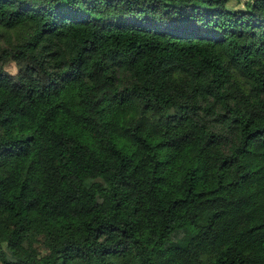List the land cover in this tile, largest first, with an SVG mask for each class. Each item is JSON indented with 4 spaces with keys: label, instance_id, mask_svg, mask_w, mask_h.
Returning a JSON list of instances; mask_svg holds the SVG:
<instances>
[{
    "label": "trees",
    "instance_id": "1",
    "mask_svg": "<svg viewBox=\"0 0 264 264\" xmlns=\"http://www.w3.org/2000/svg\"><path fill=\"white\" fill-rule=\"evenodd\" d=\"M241 2L0 0L25 29L0 264H264V0Z\"/></svg>",
    "mask_w": 264,
    "mask_h": 264
},
{
    "label": "rangeland",
    "instance_id": "2",
    "mask_svg": "<svg viewBox=\"0 0 264 264\" xmlns=\"http://www.w3.org/2000/svg\"><path fill=\"white\" fill-rule=\"evenodd\" d=\"M245 1H250V0H242L240 7H242V3H244ZM24 33H25V29L10 30L0 27V48L7 46L9 41L11 42L17 41V39L22 37ZM6 70L11 74H15L18 71V68L14 62H10L7 64ZM39 249L41 250L42 254H46L48 252L47 249L41 246Z\"/></svg>",
    "mask_w": 264,
    "mask_h": 264
}]
</instances>
